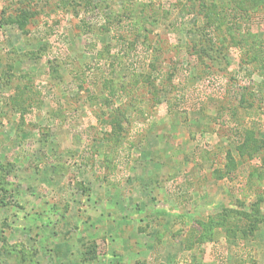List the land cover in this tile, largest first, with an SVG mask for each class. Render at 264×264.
<instances>
[{"label": "rangeland", "instance_id": "374dc122", "mask_svg": "<svg viewBox=\"0 0 264 264\" xmlns=\"http://www.w3.org/2000/svg\"><path fill=\"white\" fill-rule=\"evenodd\" d=\"M253 139L264 0H0V264H264Z\"/></svg>", "mask_w": 264, "mask_h": 264}, {"label": "crops", "instance_id": "0c3cea01", "mask_svg": "<svg viewBox=\"0 0 264 264\" xmlns=\"http://www.w3.org/2000/svg\"><path fill=\"white\" fill-rule=\"evenodd\" d=\"M240 206L241 207L233 206V212H232L233 216L230 219L231 220L230 225H232L235 228H239L240 226L247 224V229H242V231H237V232L235 231L236 233H233L231 236H233L234 240L237 242L241 240L246 242L247 241L258 242V244H260L261 239H259V235L263 234L264 236V233L260 232L257 235L256 231H258V224L255 226L256 227L255 229H252L250 223H256V221L254 220L253 217H251L252 214L250 213L249 209L247 208L246 210V206H242V205ZM262 226H264V224ZM255 235L257 236L255 237Z\"/></svg>", "mask_w": 264, "mask_h": 264}, {"label": "trees", "instance_id": "16d2710c", "mask_svg": "<svg viewBox=\"0 0 264 264\" xmlns=\"http://www.w3.org/2000/svg\"><path fill=\"white\" fill-rule=\"evenodd\" d=\"M19 13H20V15L22 16V19L24 20L25 19V21H24V24H22V26L21 27H23L25 24H26V17H27V13H28V10H24V9H20L19 11H18ZM22 20V21H23ZM14 20H11V22H13ZM25 29H26V27H25ZM114 110H112L111 111V120H110V122H111V126H112V137H115V136H117V134H119V132L117 131V129L116 128H118L120 125H121V123H120V121H119V119H118V117L120 116V111H114ZM118 125V126H117ZM120 128V127H119ZM262 143H258L257 141H256V139H253V140H250L248 143H253V144H257L258 143V145L259 144H261V145H263L264 146V140L263 141H261ZM257 145V146H258ZM258 148H259V146H258ZM256 206H258V204H256ZM257 209H259V208H257Z\"/></svg>", "mask_w": 264, "mask_h": 264}]
</instances>
